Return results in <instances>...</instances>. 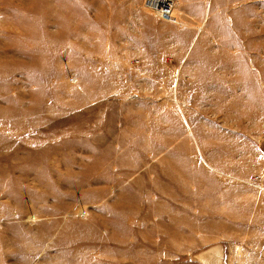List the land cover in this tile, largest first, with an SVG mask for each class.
Returning <instances> with one entry per match:
<instances>
[{"label": "rangeland", "instance_id": "obj_1", "mask_svg": "<svg viewBox=\"0 0 264 264\" xmlns=\"http://www.w3.org/2000/svg\"><path fill=\"white\" fill-rule=\"evenodd\" d=\"M164 3L0 0V264H264V0Z\"/></svg>", "mask_w": 264, "mask_h": 264}, {"label": "built area", "instance_id": "obj_2", "mask_svg": "<svg viewBox=\"0 0 264 264\" xmlns=\"http://www.w3.org/2000/svg\"><path fill=\"white\" fill-rule=\"evenodd\" d=\"M152 1H156V0H152ZM157 1H163L165 2L163 5H164V8L162 9L163 10V17L164 18H168L170 17V15L172 14V11H173V7H174V1L175 0H157ZM254 179H258V178H254Z\"/></svg>", "mask_w": 264, "mask_h": 264}]
</instances>
